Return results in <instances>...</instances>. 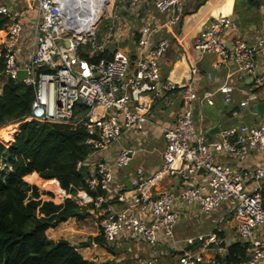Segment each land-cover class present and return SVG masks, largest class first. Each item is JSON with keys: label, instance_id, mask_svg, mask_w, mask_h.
Listing matches in <instances>:
<instances>
[{"label": "built area", "instance_id": "2783aa9c", "mask_svg": "<svg viewBox=\"0 0 264 264\" xmlns=\"http://www.w3.org/2000/svg\"><path fill=\"white\" fill-rule=\"evenodd\" d=\"M70 2L25 0L27 11L36 12L29 40L14 4L0 3V15L7 17L0 31L1 74L34 87L35 98L27 120L70 124L86 133L90 152L76 168L87 166L89 190L99 189L103 194L91 196L79 191L67 197L79 205H92L90 212L95 215L106 244L126 238L151 247L172 241L179 217L178 201L186 206L196 205L204 214L229 201L237 237L251 244L249 261L252 264L264 261V165L252 170V184L246 187L242 174L217 161L218 154L239 158L264 151V118L253 125L239 118L240 110H248L252 103L264 99V72H257L256 63L257 56L264 58V29L252 43L235 39L227 44L222 35L233 28V19L220 16L195 40L199 56L216 54L221 62L233 60L236 72L247 80L242 90L244 98L230 112L234 122L221 128L217 138L210 141L195 121L194 110L201 101L212 105V94L200 97L193 83L179 86L162 77L160 60L170 43L166 38L152 41V34L161 25L143 26L131 52L116 49L110 58L87 61L80 58L78 49L88 45L85 52L88 57L103 52L113 42L114 26H108L101 40L96 38L95 28L74 33L71 29L74 22L67 17ZM184 2L155 0L153 7L160 14L169 12L165 24L175 25L182 18ZM139 3L140 0H129V8L133 11ZM22 41L28 45L24 62L19 60ZM40 68L47 70L38 72ZM20 71L26 72L25 78L18 76ZM191 74H197V69L192 68ZM220 91L225 94V102H230L229 88L223 86ZM148 95L162 97L166 106L179 101L172 124L161 127L164 149L160 164L151 172L136 167L128 174L129 188L111 195L109 190L117 183V173L129 167L135 152L124 144L115 152L112 147L143 132L149 122L147 103L143 101ZM78 110H82L79 116L75 113ZM200 173L205 174V186L197 183ZM174 177L182 183L178 191L156 189L164 179ZM197 239L208 245L221 243L214 234ZM193 242L194 239L187 240L188 244ZM202 261L201 254L183 251L176 264ZM138 264L155 263L145 260Z\"/></svg>", "mask_w": 264, "mask_h": 264}, {"label": "crops", "instance_id": "0c3cea01", "mask_svg": "<svg viewBox=\"0 0 264 264\" xmlns=\"http://www.w3.org/2000/svg\"><path fill=\"white\" fill-rule=\"evenodd\" d=\"M12 2V0H0V3ZM117 12L112 17L114 26V37L105 50L108 54L119 49L131 52L136 40L141 36V28L150 25L151 28L161 25L153 34L152 41L160 38L169 40V48L160 60V71L164 79H168L179 86L193 83L200 97L205 94H212L213 104L209 105L204 101L198 102L194 110V119L207 134L208 140H215L219 130L234 122L230 112L237 108L238 103L244 98L242 90L245 89L246 81L240 72H236L237 65L233 60L221 62L216 54H204L199 56L194 48V43L199 33L209 26L211 22L220 16H229L238 20V24L233 23V28L222 35L224 41L229 44L235 39H243L249 43L256 40L261 30L264 29V0H258V7L253 8L260 21L251 22L252 15L240 18L236 13V0H185L184 12L180 21L175 25H167L170 13H158L153 5L155 0H140L135 10L129 8V0H117ZM248 1V0H246ZM230 2V3H229ZM25 19V12H20L15 5H12ZM263 23L259 25V22ZM101 40L104 34H99ZM22 51L19 57L24 62L28 57V45L22 41ZM257 72H264V58L257 56ZM196 68L197 74H191V69ZM7 78L0 73V91ZM228 87L231 94V101L225 102V94L220 91L221 87ZM148 107V119L142 133L134 134L128 140H120L117 146L112 147L115 152L120 144L132 147L135 152L127 169L117 173V183L112 185L109 194L117 190L129 188V173L136 167H143L147 172L153 171L161 161V152L164 149V141L161 135V127L172 124L175 111L179 101L175 100L172 106H166L162 97H152L148 95L143 98ZM240 121L253 125L257 124L262 117L251 114L248 110H240ZM248 119V122L245 120ZM257 119V120H256ZM259 119V120H258ZM218 128V130H217ZM9 137V136H8ZM133 161H136L132 164ZM217 161L226 164L244 176L246 187L252 184L251 172L257 167L264 165V151L250 152L243 157H236L228 154H218ZM37 175L28 174L24 177L29 184L28 177ZM40 178V177H39ZM197 183L205 186V174L196 177ZM182 183L174 178L164 179L157 190L178 191ZM264 203V188L262 191ZM67 198V197H66ZM116 203V202H115ZM178 220L174 228V237L167 244L158 243L156 246H149L140 241H132L120 238L116 241L118 247L123 248L129 256L128 262H124L125 257L120 258L115 251L107 248L105 244L92 242L87 247H79L76 243L80 233L83 232L80 224H90L91 220L96 221L95 215H90L84 219L76 220L70 218L58 224L55 228L46 231L48 239L55 241L63 238L71 245L77 246V252L86 260L93 264H136L151 260L155 264H176L183 251H190L201 254L203 261L199 264H228L224 261L231 245L239 242L245 248L247 260L234 264H252L249 261L251 244L249 241L240 240L234 229V218L232 204L224 202L218 209L211 213L204 214L199 211L196 205L186 206L181 202L176 203ZM56 232L55 238L49 236ZM216 235L221 242L220 246L215 244H205L197 239L199 236ZM97 236L92 234V237ZM188 239H194L193 244H188ZM87 241V240H86ZM76 243V244H75ZM114 244V243H113ZM220 249V251H219ZM123 261V262H122ZM233 264V263H230ZM255 264H264L260 261Z\"/></svg>", "mask_w": 264, "mask_h": 264}, {"label": "trees", "instance_id": "16d2710c", "mask_svg": "<svg viewBox=\"0 0 264 264\" xmlns=\"http://www.w3.org/2000/svg\"><path fill=\"white\" fill-rule=\"evenodd\" d=\"M248 3L258 7V0ZM6 22L7 17L0 15V31ZM87 48L88 45L78 49L80 58L94 61L111 57L108 50L88 57ZM46 70L40 68L38 72ZM34 98V87L20 79L7 78L1 87L0 129L18 124V131L11 142L0 141V264H93L77 252V246L63 238L52 241L46 234L48 229L70 218L88 217L92 205H79L70 197L59 204L43 200L37 186L24 180L34 172L43 180H57L67 195L79 191L91 196L103 194L99 189L89 190L87 166L76 168L90 152L86 133L70 124L27 120ZM75 113L79 116L82 110ZM92 242L105 244L100 235L81 242L79 247ZM246 260L245 248L239 242L229 247L224 258L228 264Z\"/></svg>", "mask_w": 264, "mask_h": 264}, {"label": "rangeland", "instance_id": "374dc122", "mask_svg": "<svg viewBox=\"0 0 264 264\" xmlns=\"http://www.w3.org/2000/svg\"><path fill=\"white\" fill-rule=\"evenodd\" d=\"M106 2L108 5V8H109L108 12H105L104 14H102L97 19L96 24L93 27V28H95L96 32L99 33L100 35L105 34L108 26L112 25V17L117 12V4H118L117 0H106ZM8 3L10 5H11V3L14 4L20 12H25L26 17H25V19H22V23L24 26V35H27L26 38L29 40V29L31 27L32 20H33L34 16L36 15L35 10L27 11L25 0H12V2L8 1ZM253 8L254 7H252L251 5L249 6L248 1H246V0H236V13H237V15L240 18H246L248 16H251V14H253L251 22H258V21H260L261 18H259L258 16L255 15L256 12H254ZM260 24L262 27L263 26L262 21L259 22V25ZM28 44H29V42H28ZM245 122H248V119H246ZM17 129H18V124H11V125H8L2 129H0V141L2 140L4 142H11L14 139L15 134H17V131H18ZM135 162L136 161H133L132 164H134ZM0 170H1V168H0ZM31 184L37 186L38 190L42 193L40 195V198L43 200H50L56 204H59V203L63 202V200L67 197V194L63 190L60 193L56 190L54 191V189H51V188L42 187V186L40 187V185H37L34 183H31ZM93 222H94V220H91L90 224H84V225L80 224V228L82 229L83 232L80 233V236L78 237V240L76 241L77 244L80 245L81 242L88 240L89 238H91L92 234L97 233V236H100L99 228ZM55 233L56 232H54L53 234H50L49 236H51L52 238H55V236H56ZM113 243L105 244V245L107 246L108 249L115 251L116 254H118V257H120V258L125 257L126 259H124V262H128V260H130V259L128 258L129 256L126 254V251L123 249L125 247L124 246L118 247L115 244L116 242H113ZM133 264H136V262Z\"/></svg>", "mask_w": 264, "mask_h": 264}, {"label": "bare ground", "instance_id": "6f19581e", "mask_svg": "<svg viewBox=\"0 0 264 264\" xmlns=\"http://www.w3.org/2000/svg\"><path fill=\"white\" fill-rule=\"evenodd\" d=\"M69 5L70 10L67 17L74 22L71 26L72 31L78 34L92 29L97 19L109 10L106 0H71ZM27 180L40 185V187L51 188L60 193L62 191L55 179L43 180L38 175H33L32 177H28Z\"/></svg>", "mask_w": 264, "mask_h": 264}, {"label": "water", "instance_id": "95a60500", "mask_svg": "<svg viewBox=\"0 0 264 264\" xmlns=\"http://www.w3.org/2000/svg\"><path fill=\"white\" fill-rule=\"evenodd\" d=\"M233 23L234 24H238V20L235 19L233 21ZM65 45L67 46L68 42H65ZM18 76L20 78H25L26 77V72L25 71H20L18 73ZM248 112L251 113V114H254V115H257V116H260V117L264 118V99L260 100L258 102L252 103L249 106ZM217 130H218V128H217Z\"/></svg>", "mask_w": 264, "mask_h": 264}]
</instances>
